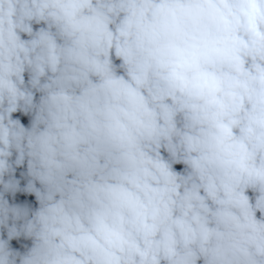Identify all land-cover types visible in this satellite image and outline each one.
<instances>
[{"label": "clouds", "instance_id": "1", "mask_svg": "<svg viewBox=\"0 0 264 264\" xmlns=\"http://www.w3.org/2000/svg\"><path fill=\"white\" fill-rule=\"evenodd\" d=\"M0 264H264V0H0Z\"/></svg>", "mask_w": 264, "mask_h": 264}]
</instances>
